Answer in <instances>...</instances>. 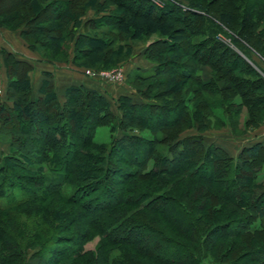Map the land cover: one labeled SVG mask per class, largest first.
Wrapping results in <instances>:
<instances>
[{"label": "trees", "instance_id": "1", "mask_svg": "<svg viewBox=\"0 0 264 264\" xmlns=\"http://www.w3.org/2000/svg\"><path fill=\"white\" fill-rule=\"evenodd\" d=\"M38 1L55 21L39 28L42 41L27 5L28 20L4 22L20 27L31 49L53 48L41 57L114 65L129 55V40L156 32L142 51L156 62L131 79L143 100L119 94L116 114L105 91L84 83L60 99L45 80L32 96V65L0 48V138L11 149L0 150V264H264V140L233 156L203 133L230 108L238 116L246 107L242 129L264 121V70L244 58L264 60V0H25ZM89 9L95 15L76 32ZM170 71L197 87H163ZM101 124L110 125L107 143L93 138ZM39 160L45 168H35Z\"/></svg>", "mask_w": 264, "mask_h": 264}, {"label": "rangeland", "instance_id": "2", "mask_svg": "<svg viewBox=\"0 0 264 264\" xmlns=\"http://www.w3.org/2000/svg\"><path fill=\"white\" fill-rule=\"evenodd\" d=\"M158 3H160L159 0H155ZM182 1H186V0H182ZM45 1H38V2H34L32 4H29L25 2V0H0V21L3 24V28H7L10 30H17L19 33V36L21 37V39L24 41L25 45L31 49L26 40L21 36L20 34V27L17 28H9L11 27L10 25H8V23L4 22L5 20L7 21V19H11L13 18L16 14L19 15V17L23 14L26 18L25 20H28V18L30 17V15H36L35 20H33L32 22H28L30 27L33 28H37L39 29L40 27L43 28V30L51 25L55 24L54 19L52 18L53 16L50 15V11L46 12L44 10H42V6L45 4ZM26 5L28 6L29 10H30V15H26L25 12V8ZM114 6V4H112V7ZM104 12H106V10H104ZM115 13H120L119 11L115 12ZM94 10L89 9L87 10L86 14H84L81 17V24L79 26H77V31L86 29V27H84L83 23L86 22V20L88 18H90L91 16H94ZM22 18V17H20ZM30 21V20H29ZM8 25V26H4V25ZM24 25L22 24L21 27H23ZM39 29L38 33H36V35L38 36L39 39H41V41L44 39V34L45 32ZM100 28H98L96 31H99ZM221 35H224L223 32H219ZM35 37V36H33ZM159 37L158 34L156 32L150 34L147 38H142V37H138L137 39H133L132 42L129 40L130 44H131V51L129 53V55L126 57V59L124 60H120L118 63L114 64V65H106V66H101L100 64H95V63H89L88 61L82 62V65H76L74 63H72L71 60L67 59H63L64 57H62V55H58V59L59 60H50L48 58H43L41 57L40 53L43 52V54H47L49 55V53L47 52V50L51 51L50 45L47 46L45 44H41L40 47V51L39 50H34L36 51L40 57L45 60V61H49V62H57V63H62L65 67H69L72 70L75 69L78 72H81L82 74H84L85 76L97 81L98 83V88L105 91V96L109 99L110 104H111V108L116 112V114H118V110L116 109V98L118 97L119 94L122 93H128L131 98L133 100L136 101H142L143 99L140 97V95L135 91L134 87H132L131 85V79L134 75V73H136V71H141L143 73L148 72V70H150L153 66V64L156 62L153 59H147L143 56L142 51L145 47V45L147 44L148 40L150 39H155ZM226 40L228 41V43L234 48L236 49L240 54H242V51L237 48V46L228 38H226ZM70 45L73 43V39H71L69 41ZM160 45L164 46L163 44H159L156 47H161ZM140 49V52L138 51ZM160 49V48H157ZM33 50V49H31ZM57 51V50H56ZM169 55V56H168ZM173 54H167V53H163L161 56H166L165 58H168L170 56H172ZM70 56V53L68 55V57ZM250 59L248 57H245L249 62V64H251L252 66H256V68L259 69V67L264 70V60L262 59V57H260V55L258 53H254L251 52L250 55ZM179 59V58H178ZM245 59V60H246ZM185 57H180V61H184ZM100 65V66H99ZM259 66V67H258ZM113 68H120L122 71V75L119 78H114V79H109V78H105V77H101L99 76V74L97 75V73H95L94 75H89L86 70H90L93 72H99L100 70H109V69H113ZM209 71L210 68L207 65H203L201 67V74L203 77H207L209 75ZM170 79L167 81L165 84H162L163 87H167L168 85H170V83H173L175 81L179 82V87L180 88H187L190 89L192 86L197 87L196 85H194V82L190 79L187 82H185V84H183V77L180 76L179 74H177L175 71H170ZM3 76H4V71L2 72ZM165 75V72L163 74V76ZM5 78V76H4ZM183 80V81H182ZM186 81V80H185ZM181 82V83H180ZM178 87V88H179ZM155 91V89L153 90ZM3 97V96H2ZM2 97H0V101L2 100ZM161 100L166 101L167 98H161ZM234 111V108H230V118L227 115L224 116L225 114L222 113V115H220L221 117L217 119H212V126L206 130H204V140L205 142H215L218 144H221L222 146H224L227 151L233 155L236 156V154L238 153L239 149L241 148L242 145L244 144H248L254 140H264V121H261L259 123H255V125L252 123L251 125L247 126L245 129H242V124L244 122V119L247 116V110L245 106H242L240 108V112L238 114V116H233L232 112ZM221 113V112H220ZM236 122V128L235 126H233L232 124ZM39 126L37 127H43L44 123L42 124H38ZM30 129V127H25V129ZM31 128H35L34 126H31ZM38 128L41 132L43 131V129ZM134 133H144L145 135L148 134V130L144 129L142 131H139L137 129H133L132 130ZM195 128L194 127H190V128H186L181 132V135H184L185 133H191L194 132ZM26 132V130H25ZM121 130L117 127L112 133L116 136H120L121 134ZM94 141L97 143H107L109 142V140L111 139V129H110V125L109 124H101L98 125L95 129V133H94ZM0 150L3 153H9L11 151L6 138H0ZM45 168L46 167V163L44 161L39 160V162L36 161L35 163V168L36 169H40V168ZM21 168V167H20ZM23 170V169H22ZM24 171H28V170H24ZM258 178H264V165L260 171V173L257 176ZM12 181V180H11ZM258 191V190H256ZM50 202H52V205L55 207H58V204H60L57 199V197L55 196H50V198H47ZM55 204V205H54ZM56 207V208H57ZM32 210V209H30ZM5 214V213H3ZM2 214V216H3ZM25 215H23L24 217ZM26 218V216H25ZM30 218V221H32V223L34 224V212L30 211L27 219ZM97 241V237H95L94 239L90 240L89 242H87L86 244V248H92L95 244V242ZM27 264H37V260L35 258H28L27 259Z\"/></svg>", "mask_w": 264, "mask_h": 264}, {"label": "crops", "instance_id": "3", "mask_svg": "<svg viewBox=\"0 0 264 264\" xmlns=\"http://www.w3.org/2000/svg\"><path fill=\"white\" fill-rule=\"evenodd\" d=\"M0 48L6 49L16 58L26 60L32 65L28 72L32 96L41 94L40 87L45 80L53 85L60 99L63 98L64 89L70 84L84 83L98 88L97 81L85 76L81 72L75 69L72 70L67 66L65 67L62 63L43 60L36 51L29 49L25 45L17 30L0 27ZM138 51L140 52V49ZM1 61L2 56L0 53ZM0 68L2 73L4 71L2 62L0 63Z\"/></svg>", "mask_w": 264, "mask_h": 264}, {"label": "built area", "instance_id": "4", "mask_svg": "<svg viewBox=\"0 0 264 264\" xmlns=\"http://www.w3.org/2000/svg\"><path fill=\"white\" fill-rule=\"evenodd\" d=\"M86 72L89 75H94L95 73H97V75L99 74V76L109 78V79L119 78L122 75V71L120 68L100 70L99 72H93L87 69ZM3 93H4V82H3V79L0 73V97L3 96Z\"/></svg>", "mask_w": 264, "mask_h": 264}]
</instances>
